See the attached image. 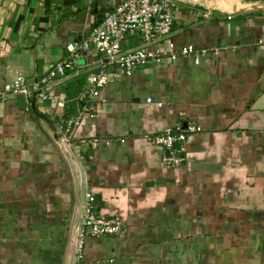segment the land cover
<instances>
[{
    "label": "crops",
    "instance_id": "obj_1",
    "mask_svg": "<svg viewBox=\"0 0 264 264\" xmlns=\"http://www.w3.org/2000/svg\"><path fill=\"white\" fill-rule=\"evenodd\" d=\"M119 1L0 0V89L23 75L31 90L0 103V264H65L76 180L60 133L96 215L123 222L120 235L82 233L75 264H264V0H173L169 41L206 49L196 59L126 74L90 48L40 83ZM141 44L137 31L121 41ZM101 67L111 79L71 133ZM188 124L200 131L166 167L147 138Z\"/></svg>",
    "mask_w": 264,
    "mask_h": 264
},
{
    "label": "built area",
    "instance_id": "obj_2",
    "mask_svg": "<svg viewBox=\"0 0 264 264\" xmlns=\"http://www.w3.org/2000/svg\"><path fill=\"white\" fill-rule=\"evenodd\" d=\"M173 0H121L111 10L106 12L102 19L95 25L86 39L80 44L70 42L66 45L67 54L61 57L41 78L40 83L48 85L55 77L64 76L73 70L76 59L81 51L94 48L101 54L108 64L115 66L120 71L129 74L137 66L150 62H159L162 56L175 59L178 56H194L206 53V49L193 45L174 48L169 41L171 34L174 9ZM129 31H137L142 38V44L133 49H123L121 41ZM156 42V49L151 47ZM111 79L110 72L101 67L98 72L88 76V87L81 93L82 109L75 118L67 121V127L72 133L77 127L79 119L90 114L89 110L100 95V89ZM37 85V84H36ZM30 86L23 75H18L11 82L0 89V103L9 96L30 94ZM147 102H151L147 98ZM159 105V104H158ZM200 131V127L188 124L185 128L180 126L166 128L148 137L149 142L163 148L161 157L166 167H175L184 160V143L190 134ZM68 141V138H65ZM96 141V140H94ZM94 196L85 191L84 212L78 241V251L81 246L82 233L91 236L120 235L123 232V222L119 216L103 217L94 211Z\"/></svg>",
    "mask_w": 264,
    "mask_h": 264
},
{
    "label": "water",
    "instance_id": "obj_3",
    "mask_svg": "<svg viewBox=\"0 0 264 264\" xmlns=\"http://www.w3.org/2000/svg\"><path fill=\"white\" fill-rule=\"evenodd\" d=\"M39 93V90H34L32 95L31 106L34 107L35 96ZM58 145L67 155L69 163L75 174L76 180V203L73 211V220L70 229V234L66 249L65 264H75L78 251V241L80 236V229L84 212V195L86 191V175L80 161L75 157L74 151L71 147V143L64 139L63 135L57 134L54 137Z\"/></svg>",
    "mask_w": 264,
    "mask_h": 264
},
{
    "label": "trees",
    "instance_id": "obj_4",
    "mask_svg": "<svg viewBox=\"0 0 264 264\" xmlns=\"http://www.w3.org/2000/svg\"><path fill=\"white\" fill-rule=\"evenodd\" d=\"M101 19H102V18H101ZM101 19H100V20H101ZM94 203H95V202H94Z\"/></svg>",
    "mask_w": 264,
    "mask_h": 264
}]
</instances>
